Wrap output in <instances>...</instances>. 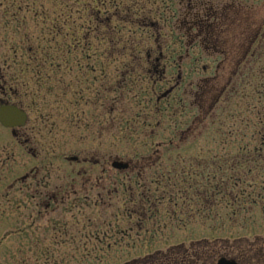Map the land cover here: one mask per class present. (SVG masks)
Segmentation results:
<instances>
[{
  "label": "rangeland",
  "instance_id": "374dc122",
  "mask_svg": "<svg viewBox=\"0 0 264 264\" xmlns=\"http://www.w3.org/2000/svg\"><path fill=\"white\" fill-rule=\"evenodd\" d=\"M84 1L88 0H0V103L22 108L29 117L21 129L0 126V264H156L164 259L189 261L198 253L202 257L214 253L215 264L222 257L241 264H246V259H252L251 264H264V214L259 204H247L235 223L231 221L236 226L232 227L227 226L230 220L223 207V219L208 220L194 213L198 203L193 199L194 211L188 209L190 216L179 218L175 203L158 199V220L143 230L130 229L131 235L115 244L116 215L122 217L125 195L119 191L107 202L109 198L102 194V205L94 201L101 191H87L88 186L81 190L82 175H78L101 177L102 171H113V160L129 161L131 171L146 172V178L167 174V170L181 173L197 170L198 165L208 168L217 155H233L235 148L239 151L240 146L248 145L243 133L251 137L257 127L253 121L244 131L241 121L248 105L255 110L264 105V43L245 66H238L237 55L245 56L247 42L258 28L264 32V0L247 3L246 8L253 4L256 9L251 18L242 17L232 24L226 21L227 29L208 38L227 50L226 55L205 49L203 30H190L198 28L199 20L193 19L183 0H115L110 13L118 17L111 27L100 26L95 20L92 23L84 6L81 12ZM21 2L32 5L33 13L31 7L30 12H18ZM41 5L47 11L48 26L52 27L56 18L63 25V37L57 39L64 47H73L70 35L75 32L77 39L80 33L94 32L89 51L93 58L86 61L79 48L68 55L71 60L65 58L58 64L57 76L46 68L55 82L40 88L41 94L35 93L36 86L30 82L29 91L18 87L14 92L11 48L18 49L17 63L28 60L22 50L23 25L38 41L45 37L37 27L42 21V14H38ZM261 38L264 40V35ZM56 45V41L50 45L52 53ZM134 46L141 50L145 73L136 74L139 78L132 89L108 93L105 86L111 91L120 83L125 67L111 61V50L125 49V56L114 61L127 64L132 60L127 50ZM148 59L156 64L157 59L163 61L148 72L156 65L150 67L145 63ZM138 62H130L131 70L139 69ZM85 72H91L87 78ZM127 78L131 80L129 75ZM156 81L155 94L150 95ZM178 82L179 88L173 91ZM231 90L236 92L231 95ZM170 91L158 102L156 118L157 98L159 101ZM231 120L239 135L236 140L227 133ZM179 139L185 141L178 147ZM75 158L78 162L72 160ZM150 160L153 166L144 169ZM183 182L187 180L175 181L177 192L186 187ZM71 187L75 195L70 194L66 204L57 202L44 212V193ZM159 189L152 185L147 192H157L160 198L165 194ZM184 193L178 198L188 207V192ZM86 196L90 201H85ZM74 197L76 203H72ZM221 232L232 239L217 240Z\"/></svg>",
  "mask_w": 264,
  "mask_h": 264
},
{
  "label": "trees",
  "instance_id": "16d2710c",
  "mask_svg": "<svg viewBox=\"0 0 264 264\" xmlns=\"http://www.w3.org/2000/svg\"><path fill=\"white\" fill-rule=\"evenodd\" d=\"M84 2V5L82 4V2L80 4L81 12L83 11L82 6H84V10H86L85 12L87 13V16H90L91 19H93L91 20L92 23L95 20L97 21L96 23H98L100 26L111 27L113 20L117 19L118 17L117 13H110L111 9L114 7L115 0H88ZM36 4L37 3H34L33 5L36 6ZM31 6L32 5H29V3L21 2L20 5H17L16 10L18 9V12H21L26 9L27 12H30ZM41 7V11H39L38 14H42V21L40 23L41 25L37 24V27L39 28L41 34H44L45 37L41 41H38V38H33V36L30 35L28 31L29 27L27 28L26 25H23L26 33L23 37L25 42H23V45L25 47L22 48V50L24 51L25 55L28 56V60H26V62L17 63L16 56L18 49L16 47L11 48V51L14 54V58L12 59L14 68L10 79L12 88L16 87L15 89H13L14 92L18 87L23 88V90L29 91L30 82V85H34L37 87H34L35 93L41 94V89H43L48 82H55L52 80V78L54 77L46 70V68L50 69V71L53 72L56 71V69L59 67L58 64L64 61L65 58L69 59L70 56L68 55H70L72 52H76L79 48H82L84 57L87 56L86 61L92 60L93 58V56H89V51L92 52L93 49L90 40L91 36L95 35L94 32L87 31L84 34L80 33L79 39H77L78 33L75 32L74 35H70L73 38V47L66 48L59 42V39L63 37L61 32V28L63 27V25L58 21L59 19L56 18V20L52 22V24L54 25L52 27L48 26V22L46 21L47 11L44 5H41ZM31 11L33 13L32 7ZM36 12L37 11H35L34 14H37ZM13 18L15 20H19V17H17V15H14ZM21 19L25 20L24 18ZM55 41L57 44V49L54 53H52L50 45H54ZM140 51L141 50L136 46L129 48L127 50V54L132 57V60H128V63L126 64L122 61H114L116 60L115 57L119 59L121 56H125V49L117 51L119 53H117L116 50H111L113 56L110 57L112 58L111 61H113L115 64L118 63V65L125 66L123 69V74L119 75L121 81L115 86L116 88L119 87V85L122 86L125 83V78L127 77L126 69H128L130 62L143 60V58L139 56ZM255 55L256 52L254 56H249L248 59H254ZM54 73V76H57V72ZM29 75H32L33 78H29ZM34 91L32 92L34 93ZM235 92V90H231V95ZM255 96L253 99H258L255 98ZM31 97L36 98V96ZM230 100L231 98L227 99V101ZM256 110L252 105H248L247 110L244 114L243 121H241L242 125H244V131H247L253 121H255V126L257 127L256 131L252 133L251 137L250 135L248 136L247 133H243L242 138L244 140H249L248 145L246 143L243 146H240L239 151H237V148H235L236 153H233V155H231L232 153L226 156L217 155L214 160L215 162H210L211 164H209V169L198 165L197 170H194L193 168H191L190 170H185L188 172L185 173L186 178H188L186 187H184L183 190L180 189V191L177 192L176 195H172L174 199L176 196L177 201H179L177 202L178 208L175 211V215L180 214L179 218H182L183 216H190L188 209L194 211V208L191 207L193 199H195V201L198 203L197 207L195 208L196 211L194 213L197 216L202 215V218L206 216L208 220L214 221L216 219H223L224 216L221 217V212H223V210H220V207H223V209L226 210L227 217L230 220V225L228 224L227 226L236 227L234 224H232V222H234V220L242 215V213L245 211L244 208L247 207V204L251 206L259 204L264 214V105L260 109L258 108ZM231 121L232 125H230V127L228 128V132H226L228 133V136H230V138H235L236 140L239 135L236 134V128L234 125L235 123H233V120ZM233 144H236L235 141H233ZM252 144H254L253 147H251ZM169 171L171 174L174 172L172 170ZM259 175L260 178H258ZM201 178H205L206 181L204 183L199 182L198 179ZM259 179H261V181H259ZM249 189H251V191H249ZM181 192H188V199H185L186 202H188L187 204H189L188 207L186 203H183V199L180 200L178 198V194ZM185 209H187V211H185ZM222 225L223 224L221 223L220 228L222 227ZM221 233L222 235L216 238L217 240L232 239L228 238L227 234L223 232ZM231 236L233 237L232 234ZM216 254L218 255V253ZM215 256L216 255L212 253L210 257H202L198 253L194 255L189 261H186L185 258H182L180 262H177L173 259H164L160 263L156 264H215ZM252 262V259H246L245 261L246 264H251Z\"/></svg>",
  "mask_w": 264,
  "mask_h": 264
},
{
  "label": "flooded vegetation",
  "instance_id": "af4514ba",
  "mask_svg": "<svg viewBox=\"0 0 264 264\" xmlns=\"http://www.w3.org/2000/svg\"><path fill=\"white\" fill-rule=\"evenodd\" d=\"M254 2L258 0H183V4L185 5L184 7L188 9L191 13V16L193 19L199 20L197 22V27L194 28L193 26L190 28V30H203L207 36V42L204 43L205 49L209 51H215L219 52L220 55L225 54L227 50H225L222 46H219L215 44L214 42L212 43L209 41V37H212L214 34L221 33L223 29L228 28V23H234L236 20L246 17V18H251L252 15H254V10L255 7L252 5L248 7L247 3L248 2ZM255 4L257 2H254ZM246 8V9H245ZM250 10V11H248ZM161 15V7H158V17ZM228 21V23H225ZM225 27L223 28V26ZM264 35V32L258 28L256 33L251 36L250 40L247 42V45L244 50L245 56L242 57V55L239 53L237 56L240 58L238 66H245L247 59L249 56H254L255 52H259L260 49H262L264 40H262V36ZM222 50V51H221ZM243 50V49H242ZM226 55V54H225ZM252 59L248 60L249 62ZM163 59H157L158 64L152 63V60L148 59L145 61V63L149 64L151 67V64H156L153 66V68L149 69L148 72H153L154 69L157 67L159 68L161 62ZM237 61V62H238ZM224 62V61H223ZM132 63V62H131ZM130 63V64H131ZM251 63V62H250ZM79 64V63H78ZM129 64V65H130ZM138 64V70H131L132 65H130V68L127 69L126 75H129L131 80H129L127 77L125 78V83L119 87H113L112 90L110 91L108 87L105 86L106 91L108 93L112 92H122L126 90L127 88L132 89L134 87V84L136 83V80L139 78L136 76V74L139 73H145L144 69L142 68V63L141 60L137 63ZM141 69V70H140ZM217 69H220L217 67ZM165 71H163L164 73ZM91 72H85L83 75L84 77H88ZM181 79V77H179ZM164 80V79H163ZM158 81H156L154 84L155 86H152V90H150V95L155 94V91L158 86ZM162 83V82H161ZM180 83L178 82L177 85L172 89L173 91L179 88ZM121 87V88H120ZM120 88V89H118ZM83 90V89H82ZM171 90V91H172ZM167 93L165 96H161L160 100L158 101L157 98V103L155 107V112L154 116L158 118V102L163 101L170 95L172 92ZM82 95V94H81ZM158 127V124H157ZM190 132L189 130L187 133ZM185 141L184 139H179L176 146H182L181 144ZM170 145H173V142H170ZM74 162H78V159H72ZM116 162H120L118 160H113L110 163V168L113 170V174L115 177H112V172H107V171H102L101 172V177H97L95 179H85V175L87 174H82L79 173L78 175H82V181L81 183L83 184L81 186V190H86L87 186L89 187V190L87 191H94L96 189L100 190L101 192L98 193L94 201L96 202H102L101 204L104 205L103 203V195H106L109 199L107 202H110L113 200V196L120 194L119 191L123 192L125 195L127 201L126 203L123 204L121 207L122 210V217L120 215H116V219L118 220L117 222V236L115 237L117 242H114L115 244L121 243L122 240L126 239V237L131 235L130 229L133 228H138V229H144L150 226L152 221H157L158 215H159V204L158 199H164L167 200L170 204L175 203L176 205V210L178 208V201L175 196V199L172 197V195H176L177 190L175 189L178 185H175V181L179 179H184L187 180L186 174L188 173L187 171H183L181 173H175L173 172L172 174L170 173L169 170H167V174L161 173L158 174V176L152 177V178H146V172H133L131 171L132 166L131 163L128 162H123L124 164L127 165V169L125 170H118L116 169L113 165ZM85 163V162H83ZM96 165H98L96 163ZM147 165V166H146ZM153 166V160H150L148 164H145L143 166L144 169H148L149 167ZM187 170V169H185ZM107 176V177H105ZM95 180V181H94ZM185 182V181H184ZM183 182V183H184ZM166 183V184H165ZM169 184V186H167ZM152 185H157L158 188H160L158 191L161 189L163 190L162 197H157L158 193L156 192L155 194L149 195V192L147 190L152 187ZM186 185V183H184ZM175 186V188H174ZM176 191V192H175ZM60 194V195H59ZM70 194L72 196L75 195L74 189L69 188V189H62L57 193L56 191L54 193H44L45 200L47 204H44V212H49L50 209H53V206L57 204V202H63V204H66L65 202L70 198ZM61 196V198H59ZM71 196V197H72ZM153 199H152V198ZM75 200L72 203H76L78 201L77 197H74ZM89 198L88 196L85 197V201H87ZM90 201V199H89ZM145 204V205H144ZM170 204V205H171ZM148 205V206H147ZM147 206V207H146ZM158 207V208H157ZM159 212H158V211ZM121 218V219H120ZM141 230V231H142ZM140 231V232H141ZM121 241V242H120ZM239 264L241 262L239 261Z\"/></svg>",
  "mask_w": 264,
  "mask_h": 264
},
{
  "label": "water",
  "instance_id": "95a60500",
  "mask_svg": "<svg viewBox=\"0 0 264 264\" xmlns=\"http://www.w3.org/2000/svg\"><path fill=\"white\" fill-rule=\"evenodd\" d=\"M28 122L27 113L17 106L0 103V124L5 129L23 128ZM118 170L127 169V165L121 162H116L113 165ZM217 264H237L236 261L222 257Z\"/></svg>",
  "mask_w": 264,
  "mask_h": 264
}]
</instances>
